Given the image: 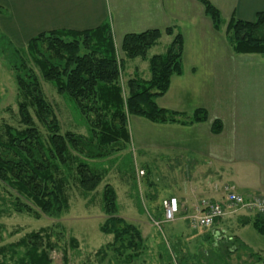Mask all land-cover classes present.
<instances>
[{
    "label": "trees",
    "instance_id": "trees-1",
    "mask_svg": "<svg viewBox=\"0 0 264 264\" xmlns=\"http://www.w3.org/2000/svg\"><path fill=\"white\" fill-rule=\"evenodd\" d=\"M200 1L213 27L220 31L225 24L222 12L210 1ZM0 13L5 11L0 9ZM164 35L173 37L166 50L148 56V51ZM225 35L234 53L264 55V12H259L253 21L232 17ZM0 41L15 76L19 99L21 127L4 123L0 129V182L11 192V208L15 212L39 218L41 215L59 217L69 210L70 171L75 172L83 195L97 190L104 177L86 160L105 158L109 154L108 146L128 143L130 116L158 124L182 125L205 122L209 118L203 108L187 113L157 104V99L168 92L172 78L184 72V36L172 26L123 37L124 58L146 59L150 71L148 79L138 74L128 78L127 93L122 84L125 62L119 57L110 19L86 31L43 32L23 48L4 35ZM42 78L52 83L83 117L88 136L62 130ZM37 122L45 127L46 136ZM222 128L220 120L213 121L214 133H220ZM102 201L107 218L100 230L112 235V241L100 251L111 249L118 262L133 264L147 248L146 238L137 225L119 215L117 191L109 183L104 186ZM251 221L264 233L263 215H253ZM10 248L18 255L13 264H52L51 254L58 249V244L53 241L52 231L42 229L28 234ZM259 260L264 263V259Z\"/></svg>",
    "mask_w": 264,
    "mask_h": 264
},
{
    "label": "crops",
    "instance_id": "crops-1",
    "mask_svg": "<svg viewBox=\"0 0 264 264\" xmlns=\"http://www.w3.org/2000/svg\"><path fill=\"white\" fill-rule=\"evenodd\" d=\"M208 1L228 19L227 26L232 17L253 21L264 12V0ZM0 9L5 11L0 13V34L20 48L43 32L86 31L108 19L116 44L117 36L122 40L128 33L174 27L184 36V72L172 78L168 92L157 104L187 113L203 108L209 118L192 125L148 120L147 131H140V151L150 147V136L157 137L152 145L166 152L168 167L173 170L170 182L175 185L174 194L162 201L176 197L190 223L200 200H224L226 185L246 196L264 192V55H234L230 45L219 48L218 39H222L200 0H0ZM169 37L171 42L173 37ZM215 120L223 125L218 134L212 131ZM235 215L238 226L251 225L255 233H243L245 226H230ZM251 218L244 212L228 213L206 230V237L214 235L218 247L220 242L232 244L234 250L238 245L251 252L250 258L264 259V233L255 228ZM230 253L235 254L233 250Z\"/></svg>",
    "mask_w": 264,
    "mask_h": 264
},
{
    "label": "rangeland",
    "instance_id": "rangeland-1",
    "mask_svg": "<svg viewBox=\"0 0 264 264\" xmlns=\"http://www.w3.org/2000/svg\"><path fill=\"white\" fill-rule=\"evenodd\" d=\"M224 20L227 22L228 19L224 17ZM226 26L227 24L218 31V37L222 39H218L219 48H230L227 46L226 36L224 37ZM117 37L119 57L125 62L122 84L127 93L125 85L127 79L133 76L132 72L149 78L150 71L148 61L140 57L124 58L122 40ZM170 40L169 36L164 35L159 44L148 51V55L164 52ZM230 50L236 54L231 48ZM41 81L48 100L55 107L62 130H73L88 136L84 119L78 111L57 92L52 83L44 78ZM18 100L15 76L0 41V129L4 123L21 127ZM146 121L148 120L143 117L130 116L128 128L131 140L126 144L119 142L108 146L106 150L109 154L105 158L86 160L104 177L97 190L83 195L76 182L75 172L68 173L70 207L59 217L41 215L37 218L27 213L15 212L11 208V192L0 182V264L4 261L13 264V259L18 255L13 254L11 245L42 229L52 231L53 241L58 244V249L51 254L52 264H123L122 261H117L118 257L113 250L105 248L104 252L100 251L112 241V235H106L100 230L107 218L102 210L103 190L107 183L117 191L119 215L127 222L137 225L147 241L143 255L133 264H264L262 260L250 258L251 252L245 247L236 245L234 250L232 244L227 243L225 246L223 242L218 247L216 237L210 235L208 238V229H195L191 226V221H187L186 214L181 209L174 221H165L161 208L162 198L174 194L175 185L170 182L173 170L168 167L166 152L152 145V140L155 142L157 137L150 136V147L140 151L137 140L140 139V131H147L149 128V121ZM37 124L46 136L43 124ZM149 132L153 133L151 129ZM141 170L145 173L141 174ZM148 181L154 182V185L151 186ZM239 213L241 212L236 214ZM156 221L161 222V225L158 226ZM230 226H245L243 233H255L251 225L238 226V215L233 216ZM71 238L76 241L71 242ZM231 250L235 254L231 255Z\"/></svg>",
    "mask_w": 264,
    "mask_h": 264
},
{
    "label": "built area",
    "instance_id": "built-area-1",
    "mask_svg": "<svg viewBox=\"0 0 264 264\" xmlns=\"http://www.w3.org/2000/svg\"><path fill=\"white\" fill-rule=\"evenodd\" d=\"M162 209L165 221L175 220L180 210L179 201L176 197H168L162 201ZM246 212L252 215L264 216V192L246 196L237 191L234 186H225V198L223 201L202 199L197 203L195 212L190 216L194 228L208 229L213 227L219 219L228 213ZM158 226L161 222H155Z\"/></svg>",
    "mask_w": 264,
    "mask_h": 264
}]
</instances>
